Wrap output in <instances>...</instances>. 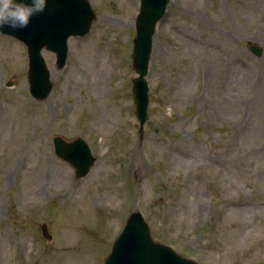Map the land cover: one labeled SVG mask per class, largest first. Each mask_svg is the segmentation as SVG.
Here are the masks:
<instances>
[{"label": "rangeland", "instance_id": "1", "mask_svg": "<svg viewBox=\"0 0 264 264\" xmlns=\"http://www.w3.org/2000/svg\"><path fill=\"white\" fill-rule=\"evenodd\" d=\"M90 3L91 29L70 36L63 67L43 49L53 87L42 99L26 45L0 32V264H104L135 209L199 264H264V0H170L143 125L139 0ZM57 135L88 142L86 176L56 155Z\"/></svg>", "mask_w": 264, "mask_h": 264}, {"label": "water", "instance_id": "2", "mask_svg": "<svg viewBox=\"0 0 264 264\" xmlns=\"http://www.w3.org/2000/svg\"><path fill=\"white\" fill-rule=\"evenodd\" d=\"M169 0H140L136 18V37L133 45V63L138 76L134 79L133 100L141 124L148 118L149 85L148 73L153 36L156 24L166 12ZM96 17L89 0H46L44 10L32 16L26 28L1 29L27 45L29 58L28 79L30 92L37 98H45L52 89L50 71L42 55L43 47L57 54V64L62 67L67 57V39L70 35L83 36L90 30ZM252 50L260 54L254 45ZM56 154L76 167L78 177L85 176L95 162L88 143L82 138L67 141L62 136L54 137ZM43 235L50 239L46 223L41 225ZM105 264H198L184 258L171 247L156 242L151 228L139 210L133 211L126 226L116 239Z\"/></svg>", "mask_w": 264, "mask_h": 264}, {"label": "clouds", "instance_id": "3", "mask_svg": "<svg viewBox=\"0 0 264 264\" xmlns=\"http://www.w3.org/2000/svg\"><path fill=\"white\" fill-rule=\"evenodd\" d=\"M46 0H0V29L28 26L32 16L44 10Z\"/></svg>", "mask_w": 264, "mask_h": 264}, {"label": "bare ground", "instance_id": "4", "mask_svg": "<svg viewBox=\"0 0 264 264\" xmlns=\"http://www.w3.org/2000/svg\"><path fill=\"white\" fill-rule=\"evenodd\" d=\"M99 111H101V109H100ZM66 263L68 264V263H69V261H67Z\"/></svg>", "mask_w": 264, "mask_h": 264}]
</instances>
